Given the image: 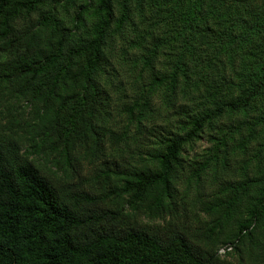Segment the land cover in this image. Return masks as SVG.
<instances>
[{
  "label": "trees",
  "instance_id": "16d2710c",
  "mask_svg": "<svg viewBox=\"0 0 264 264\" xmlns=\"http://www.w3.org/2000/svg\"><path fill=\"white\" fill-rule=\"evenodd\" d=\"M225 1L0 0V264H264V103L252 120L214 129L264 101V0ZM143 3L169 34L148 33L137 59L150 78L122 105L126 123L116 131L107 126L111 46ZM71 6L66 21L59 8ZM216 45L231 65L249 49L229 94L218 98L215 87L201 103L193 95L198 109L181 105L176 126L148 127L151 97L164 88L173 106L179 78L187 86L197 60L211 66L206 48ZM163 55L170 70L156 72ZM243 127L240 151L254 137L263 142L260 154L237 158L232 179L228 141ZM144 132L152 138L137 144ZM206 132L212 147L186 158ZM86 165L90 177L74 182ZM211 170L215 187L203 195L196 187Z\"/></svg>",
  "mask_w": 264,
  "mask_h": 264
},
{
  "label": "rangeland",
  "instance_id": "374dc122",
  "mask_svg": "<svg viewBox=\"0 0 264 264\" xmlns=\"http://www.w3.org/2000/svg\"><path fill=\"white\" fill-rule=\"evenodd\" d=\"M239 1L240 2L238 3L242 6H245L246 4L247 8H255L256 5H258V3L260 2V0H249L248 3V0ZM230 2V0H226L224 4L229 5ZM115 6V15L118 16L119 5L116 4ZM60 8L59 14L66 21H70L74 17L75 7L71 6L64 7L62 9ZM133 8L134 10L132 15V23L123 29L122 34L118 38H116V41L112 43L111 46L112 57H110V59L113 70L112 78H114V84L112 85L111 92L109 91L112 96V102L110 107V116L107 120V126L115 129L116 131L121 128L123 129V126L126 123V115L124 114V112H122V105L130 100V96H132V94L137 90L140 84L148 82L150 78L147 71L142 69V62L138 61L137 59L138 56L145 51L146 46L148 47L149 45H151V37L148 35V33H159L161 35H164L163 32H166L165 34H169L168 30H166L164 27L159 28V25H163V22H158L154 24L157 19H152L154 16L155 9H148V4L146 3H143L142 10H139L136 4L135 7L133 5ZM237 13H242V15L245 14L242 9H238ZM165 37L168 38V36ZM200 40L201 39L198 38V41ZM219 48L220 47L218 45H216L214 49L211 47L206 48L208 54L210 53L207 57L214 59L211 60V66L201 68L200 66L205 63L204 61H202L201 63V60H197L194 63L189 64V83L187 86H185L183 84V80H181L182 78H179L175 97L172 96L174 99L173 106L170 104H165V99L169 97L167 95H170V92L168 90H165L164 88H162L156 95L151 97V113L149 116L150 118L149 120L144 122L148 127L160 130L158 127L169 128L172 126H176L179 118L181 117L179 113L181 105H184L188 108L198 109V107H196L197 104H193V95L197 102L201 103L205 101H211L210 98L207 97V93H213L215 87H218L219 89V91H217L218 98L224 97L229 94L230 89L228 88L227 83L229 81H239L236 75L243 69V58L240 56H244L246 53L249 54V49L245 48L242 54L237 56L231 65L228 62L226 54L223 52L219 53ZM256 51H258V49ZM254 53L257 54L256 52ZM216 56L218 57V59H215ZM256 56L258 55H255L254 58H258ZM250 57L253 56L248 55L246 63H254V60L252 61ZM168 59L169 58L164 57V55L158 58L155 62V71H169L170 63H168ZM183 87L185 92L188 93V96H185V94H183ZM263 103L264 101L258 98L254 101L248 112L245 114H242L241 112H236L233 114L223 115L220 119L215 122L214 129L216 131L222 129V132H226L228 131L229 126H235L241 121L252 120V118L258 116L260 114V111H262ZM134 132L135 126L131 125L130 133ZM211 132L214 133V131ZM231 136L233 137V140L228 141V161L231 164L229 165L231 170L230 173L238 166L236 165V163H238V159H247L248 157H251L254 153L260 154V146L263 142L261 139V135L254 137L248 140L246 149L244 151H240L235 144L240 139L248 136V130L243 127L235 134H231ZM148 137L152 138L148 132H144V134L140 138H137V144L147 142ZM131 140L132 139L130 138V140L128 141V143L130 144L129 151H131V149L133 150L135 147V143H132L133 141ZM212 145L213 143L208 140L206 132L201 138L196 139L191 144V146L188 145L185 148L184 155L189 160L199 159L206 150L212 147ZM124 155L127 156L129 155V153L125 152ZM86 168L87 170H84ZM214 174H216L214 171H209L207 175L204 176L205 181L203 180L204 182H202L201 186L196 187V189L202 192L203 195L207 194L213 187H215L211 186L212 183H214ZM219 174L221 175V173ZM90 175L91 167H89V165H86L84 168L79 170V174L76 175L73 180H75L74 182H78L79 178H89ZM229 177H232V179H236L238 177V173L236 171H233L229 175ZM195 192L196 191L193 190V192L191 193V199L196 198ZM188 208L191 211H194V208L190 204L188 205ZM192 224L193 227L197 228L195 223ZM228 257L231 258V256Z\"/></svg>",
  "mask_w": 264,
  "mask_h": 264
},
{
  "label": "built area",
  "instance_id": "2783aa9c",
  "mask_svg": "<svg viewBox=\"0 0 264 264\" xmlns=\"http://www.w3.org/2000/svg\"><path fill=\"white\" fill-rule=\"evenodd\" d=\"M231 249H232V244L229 243L225 244L218 249V254L224 255L226 252L230 251Z\"/></svg>",
  "mask_w": 264,
  "mask_h": 264
}]
</instances>
